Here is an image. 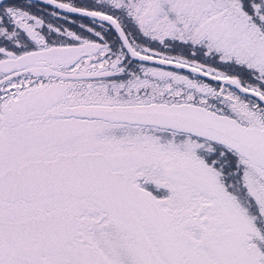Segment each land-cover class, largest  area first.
I'll return each instance as SVG.
<instances>
[{
    "label": "snow or ice",
    "instance_id": "snow-or-ice-1",
    "mask_svg": "<svg viewBox=\"0 0 264 264\" xmlns=\"http://www.w3.org/2000/svg\"><path fill=\"white\" fill-rule=\"evenodd\" d=\"M0 264H264V0H0Z\"/></svg>",
    "mask_w": 264,
    "mask_h": 264
}]
</instances>
